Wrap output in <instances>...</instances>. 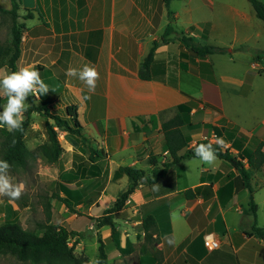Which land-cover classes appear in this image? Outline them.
<instances>
[{"label":"crops","instance_id":"obj_1","mask_svg":"<svg viewBox=\"0 0 264 264\" xmlns=\"http://www.w3.org/2000/svg\"><path fill=\"white\" fill-rule=\"evenodd\" d=\"M260 1L264 4V0ZM22 5L34 11L38 23H28L34 17L21 20L24 29L17 68L34 66L48 86L49 92L41 95L39 101L33 96L36 104L60 112L67 106H76L85 146L97 153L92 163L97 166L95 171L99 169L97 163L103 160L115 169L137 168L142 163L147 167L143 170L146 174L168 162L170 156L164 148L160 127L175 116L179 105L188 102L194 103L190 114L199 116L201 124L220 125L227 131L264 143V114L258 115L246 107L256 80L261 78L264 83V67L258 56L247 66L236 59L246 54L248 57L251 45L264 55V24L256 18L248 0H230V3L169 0L167 6L163 0H22ZM0 9L9 10V0ZM169 19L175 33L168 38L173 39L185 33L197 41L214 31L230 30V43L221 47L229 49L231 64L235 67L239 63L240 67L222 76V87L211 62L212 55L202 62L211 67L213 81L208 79L206 69L205 78L200 75L199 65L197 73L189 71L179 59L176 40L162 43L160 38ZM154 42L158 46L153 66L162 65L164 71L157 78L152 72L150 80H143L138 75L139 69ZM170 45L176 46L172 61L168 60ZM89 62L99 73L93 93L78 79L65 75L69 67L81 68ZM257 69L261 76L252 74ZM182 74L194 76L202 86H213L217 104L182 89ZM260 94L264 96V87ZM82 96L90 99L83 100ZM223 96L230 97V111L222 102ZM181 130L191 138L188 147L205 138L216 143L213 135L202 127L193 132ZM71 140L74 142L64 140L59 159L70 163L74 154H79L88 160L85 146ZM221 147L234 156L248 148L236 138L225 140ZM149 157H154V165L148 164ZM243 163L250 174L254 202L252 187L259 189L260 184L264 185V169L253 170L246 160ZM168 171L173 172L172 183L164 180L143 183L129 195L123 208L114 214L113 237L104 226L107 233L101 242L107 255L105 264H264V240L247 235L253 218L243 211L248 209L250 191L237 189L235 169L221 159L217 165L209 166L195 158L182 160ZM117 185L126 187V176ZM195 188L198 191L194 198H183L185 190ZM108 189L109 184L88 210L96 205L98 211L104 209L102 198ZM255 205L256 223L264 228L257 216L259 203ZM137 213L141 219L129 223V218ZM125 214L126 218H122ZM147 217L153 219L155 232L146 241L139 225ZM211 233L221 238L222 246L208 251L203 246V237ZM72 239L77 241L75 248H79L82 239L76 235ZM169 239L172 244L167 242ZM86 258L90 264L96 260Z\"/></svg>","mask_w":264,"mask_h":264},{"label":"trees","instance_id":"obj_2","mask_svg":"<svg viewBox=\"0 0 264 264\" xmlns=\"http://www.w3.org/2000/svg\"><path fill=\"white\" fill-rule=\"evenodd\" d=\"M167 6L169 0H163ZM252 6L257 19L264 24V4L260 0H248ZM10 9H0V14L9 16L10 19V45L3 49L0 47V68L5 67L9 71H16L17 61L20 55L21 35L24 29V24L21 20L32 19L34 17V11L24 8L22 0H9ZM20 20V21H19ZM174 28L171 20L169 19L163 34L160 38L162 43H168L176 40L178 42L179 59L185 62L189 71L197 73L199 69L200 75L205 78V71L207 70L208 79L213 81L212 70L208 64H204L202 60H205L207 56L213 54H229V49L224 47H218L213 45H201L196 42L193 37L185 33H179L176 38H168L169 35L174 34ZM157 42H154L150 48L148 54L143 59L139 69V77L143 80H150L153 72L157 78L160 74H163V66H153L154 54L157 48ZM5 58L4 62H1ZM199 60L196 62L195 60ZM199 65V66H197ZM199 67V68H196ZM173 83V80H172ZM28 109L25 112V118L23 122V130L16 132H9L5 127L0 126V135L2 137L0 143V160L7 161L11 166L10 171L25 170L30 160H34L36 155L41 157L46 163H56L63 149L57 140V135L54 127L65 131L68 135L72 136L75 141L85 146L86 139L81 135V125L78 120L77 108L75 105H70L65 108L63 112L50 111V109L44 104L36 105L33 96L27 98ZM6 103V98L0 95V109ZM194 107V103L188 102L179 105L175 116L166 122L161 124V131L163 133V145L168 152L170 159L166 163H162L160 166L152 169L149 174H146L143 170L137 169L133 166H121L117 169V172L123 174L127 178V185L124 191H122L116 198L115 203L105 210L104 216L98 221V228L108 227L110 229L111 237L116 234V229L112 220V216L117 211L121 210L128 199L129 195L135 191V189L143 183H155L161 182H173V172L168 171L174 168L182 160L195 159L194 150L200 143H212L208 138L198 140L192 147H188V143L191 138L187 134L185 135L181 128H186L189 132H193L200 127L207 130L209 134L213 135V138H221L225 140H233L236 138L241 143H246L248 148H244L237 156H234L228 149H222L221 145L212 143L216 149L219 159L226 161L233 169L237 171L235 177V183H239L237 189L246 188L250 191V198L248 202V209L243 211L245 215L252 216V224L247 232L248 236H252L261 240H264V228L260 227L256 223L257 207L253 202L250 189V174L244 168L243 160L253 170L264 169V143L258 141L254 137L248 138L241 133H232L227 131L220 125H213L209 123L201 124L199 116H192L190 114L191 109ZM32 112L41 113L45 119V130L47 135V142L36 147L35 150H30L25 145L24 136L26 129L29 125V118ZM48 120L52 124L48 123ZM224 121H220L219 124H223ZM224 125V124H223ZM72 139V138H71ZM85 150L88 151V160H83L79 154H74V159L77 158L79 162H74V171H70L65 178V184L59 185V191L64 195L63 199H60L63 205L72 213H75L73 207L78 205H90L93 201L85 199L87 197V191L85 189L79 191H72L67 184L73 183L79 177L90 178L94 175V170H97V166L92 163L95 161L96 151L91 147L85 146ZM184 150L182 154L180 151ZM148 164L154 165V157L148 158ZM198 188L188 189L182 193L183 198L192 199L195 197ZM59 199V197L56 196ZM47 208H49L47 206ZM46 223L40 227L43 230L42 235H37L35 232L26 230L21 227L17 221H5L0 225V254L10 255L18 262L28 264H90L89 261L83 256H77L74 253L73 246L70 245V239L76 234L71 231H67L63 227L49 223V212L46 214ZM140 230L144 233V238L147 241L151 237V234L155 232V223L151 217H147L142 220L139 225ZM107 255L105 252L104 244L100 241L98 245V255L95 260V264H105Z\"/></svg>","mask_w":264,"mask_h":264},{"label":"rangeland","instance_id":"obj_3","mask_svg":"<svg viewBox=\"0 0 264 264\" xmlns=\"http://www.w3.org/2000/svg\"><path fill=\"white\" fill-rule=\"evenodd\" d=\"M214 1L218 3H230V0ZM6 3L7 0H0V6ZM9 28V16L0 14V47L3 49H6L10 45L11 37ZM178 36L179 34H177V37ZM196 42L200 43L201 45H215L221 47L223 44L230 43V30L214 31L207 38H199ZM262 44L264 48V41ZM251 46L252 47L247 50V53H249L248 57L246 54L243 57L237 56L236 59L241 60L244 63L243 65L247 66L248 62L250 63L254 60L253 57L256 59V56H258L262 62V66L264 67V55L255 49V45ZM168 49V60L172 61L175 59L176 46L170 45ZM4 61L5 58L1 60V62ZM211 62L214 65V69L221 87L223 86L221 84L222 76L226 75L227 73L230 74V71H236L240 67L239 63L234 67L231 64L232 62H230V56L227 54L212 55ZM0 69H5V67H1ZM170 69H173V65H170ZM252 74L261 76L262 72L257 69L256 71H252ZM263 87V81L261 78H258L255 82L253 95L246 102V107H248V110L256 111L258 115L264 114V96L260 94ZM181 88L189 93L194 94L196 97H201L209 102L216 104L218 102V96L213 86H202L199 80L190 74H182ZM0 95L4 97L2 94ZM222 102L230 111V97L223 96ZM2 110L3 107L0 109V111ZM33 113H35V115ZM46 122L47 121L45 117L41 113L32 112L30 114L29 125L24 136V142L28 149L35 150L36 147L47 142L45 130ZM48 123L52 124L50 120H48ZM3 127L6 128V126ZM54 130L60 145L64 143V140L72 141L71 138L74 139L65 131L58 129L57 127H54ZM1 139L2 137L0 135V143ZM78 149L81 151L83 150L81 147H78ZM73 161L79 162L77 158H73L70 163H66L65 161L59 159L56 163L48 164L41 157L36 155L34 160L29 161L25 170L10 171V175L14 177L15 182H22L25 185V188L21 198L18 200L13 201L7 197H0V225L5 221H17L22 228L33 231L37 235H42L43 230L40 226L47 222L46 214L49 212V223L57 225L58 227H63L67 231L74 232L78 238L82 239V244L79 248H75L77 241H73L72 238L74 236L70 239L69 243L73 246L74 253L77 256L83 257H85L84 254H86L88 257H94L95 259L98 255L99 242L102 241V238L106 237L107 233L104 227L98 228V221L104 216L105 210L110 208L115 203L117 196L122 191H124L126 187L120 188L117 185L118 181L123 175L117 172V169L114 167H109L107 160L100 161L97 163L99 169L98 171L94 170V175L92 177H79L73 183L67 184V186L72 191L85 189L87 191V197L85 199L95 201L100 196L103 187L109 184V189L105 193V197L102 198V207H104V209H100V211H98V205H96L95 208H92L93 210L90 211L88 210L90 205L88 206L82 204L80 206H74L73 209L75 213H72L63 205L60 200L64 198V195L59 191V185L62 183L65 184V178L67 174L70 173V171H74L73 169H75V167L73 166ZM187 163L198 162L189 161ZM137 168L145 171L147 167L142 163H138ZM252 189L253 197L255 198L254 202L256 204L259 203L260 206L257 216L260 223L264 225V185L260 184L259 189H255L253 186ZM56 196L59 197V199L56 198ZM47 206L49 208H47ZM94 211H96V213ZM114 214L112 216V220L115 218ZM126 216L127 214L122 215V218H126ZM139 219L141 218H139V214L137 213L129 218V223ZM113 223L116 227V223ZM120 231L121 230H118V232ZM86 259L88 260V258ZM0 264L28 263L18 262L10 255L0 254Z\"/></svg>","mask_w":264,"mask_h":264},{"label":"clouds","instance_id":"obj_4","mask_svg":"<svg viewBox=\"0 0 264 264\" xmlns=\"http://www.w3.org/2000/svg\"><path fill=\"white\" fill-rule=\"evenodd\" d=\"M30 25L38 23V17L28 21ZM65 75L76 78L86 85L88 92H95L99 73L90 62L85 63L81 68L69 67ZM49 92L48 86L41 79L39 72L32 65L20 67L16 71H9L6 68L0 69V94L6 98L3 110L0 111V126H6L9 132L23 130L24 113L28 109L27 98L34 96L39 101L41 95ZM83 100L90 99V96H82ZM35 115V113H33ZM216 144L223 145L221 138H216ZM194 156L203 164L214 166L219 163L216 149L212 143H200L195 147ZM10 165L7 161L0 160V197H7L10 200L21 198L25 185L15 182L10 175ZM172 244L173 241H167ZM95 264V262H94Z\"/></svg>","mask_w":264,"mask_h":264},{"label":"built area","instance_id":"obj_5","mask_svg":"<svg viewBox=\"0 0 264 264\" xmlns=\"http://www.w3.org/2000/svg\"><path fill=\"white\" fill-rule=\"evenodd\" d=\"M203 246L208 251L219 249L222 246V240L219 236L214 234H207L203 237Z\"/></svg>","mask_w":264,"mask_h":264}]
</instances>
